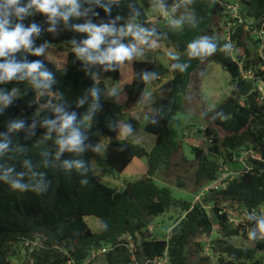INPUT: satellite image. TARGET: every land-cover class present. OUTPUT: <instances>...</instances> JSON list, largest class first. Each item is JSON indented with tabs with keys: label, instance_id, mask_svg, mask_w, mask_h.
I'll list each match as a JSON object with an SVG mask.
<instances>
[{
	"label": "trees",
	"instance_id": "trees-1",
	"mask_svg": "<svg viewBox=\"0 0 264 264\" xmlns=\"http://www.w3.org/2000/svg\"><path fill=\"white\" fill-rule=\"evenodd\" d=\"M28 3L20 0V6ZM157 3L170 14L173 9L191 12L187 19L173 14L180 31L158 26L144 30L149 11ZM76 4V13L66 21L60 16L50 19L35 8L23 19L10 18V30L19 23L25 29L35 24L39 31L32 34L29 46L0 57V64L21 65L12 79L0 81V264H11L17 247L25 255L21 264H93V252L104 248L108 249L104 253L108 264H156L161 259L166 264H191L189 256L196 257L198 252L195 238L214 230L216 264H264V239L257 228L261 219L253 214L264 209V94L259 91L264 82V40L259 36L264 30V0H240L236 10L230 8L236 0H76ZM219 20L226 29L220 28ZM132 21L136 24L132 33L120 34ZM85 25L110 29L87 55L96 57L124 46L132 49L131 56L101 62L79 54L76 49L84 47L92 35L80 30ZM137 32L139 37L145 32L156 42L175 47L180 56H171L169 67L151 60L133 61L126 100L119 103L96 77L120 79L122 63L134 56L132 44L139 37L133 33ZM201 39H207L214 50L191 55L189 46ZM49 44L68 51L64 67L41 55ZM37 49L42 51L37 54ZM238 49L243 53H235ZM203 60L220 63L231 75L234 89L211 113L212 127L200 131L211 146L208 150L192 147L194 158L188 159L182 151L176 116L183 109L182 96L192 74ZM33 63L40 68L29 72L27 66ZM42 72L48 74L47 79ZM247 74L252 77L246 78ZM151 80H158L159 95L145 126L156 136L148 151L121 137L131 133L139 119L127 115L115 125L109 122L142 104ZM52 96L55 106L43 108ZM67 116L74 119L61 131ZM72 130L81 142L70 150L60 142ZM104 141L107 144L101 153ZM242 151L253 152L255 158L249 157L247 166L232 167L238 174L222 181L227 182L225 188L202 195L223 177L225 166L239 162ZM180 152L183 164H193V184L203 197L199 202L175 199L168 186L154 180L159 169L173 163ZM141 158L147 160L148 170L140 179L123 188L103 182L106 176L123 174ZM228 203L249 212L237 226L228 216ZM172 209H179L183 216L169 238L154 237L149 230L152 221ZM87 217L101 221L98 232L91 229ZM251 231L256 232L252 239ZM241 235L253 246L230 242Z\"/></svg>",
	"mask_w": 264,
	"mask_h": 264
},
{
	"label": "rangeland",
	"instance_id": "rangeland-1",
	"mask_svg": "<svg viewBox=\"0 0 264 264\" xmlns=\"http://www.w3.org/2000/svg\"><path fill=\"white\" fill-rule=\"evenodd\" d=\"M149 21L144 27V30L153 26L168 27L174 30L180 31L181 26L174 18V15H178L182 18H188L191 12L188 9L178 11L172 10V15L166 11L161 3H157L149 11ZM174 14V15H173ZM173 16V17H172ZM220 21V20H219ZM135 22H130L127 26L119 30L120 34L128 35L132 33V27L135 26ZM131 27V31L129 28ZM220 28H225L223 21H220ZM224 37V32H223ZM222 37V38H223ZM248 45H251L248 42ZM134 50V56L125 61L121 65V75L118 81H114L104 75H97V81L101 82L111 95H116V99L119 103H123L126 100V85L130 84L133 76V61L138 59L151 60L157 63H161L166 67L171 66V56H180L179 52L173 46H168L165 43L156 42L154 39L148 37L145 32L132 44ZM235 53H243L242 49L235 50ZM234 53V54H235ZM41 55L44 59L53 62L58 67L62 68L67 63L68 51L63 47L56 44L46 45ZM159 82L158 80H151L146 88V100L137 105L132 111L118 115L116 118L110 120L109 124L115 125V123L127 118V115H133L139 119V124L135 125L129 134H124L122 139H127L130 142L139 144L151 150L156 143V136L148 133L145 130L149 114L151 112L152 103L159 95ZM234 84L231 75L226 71L223 66L213 60H203L199 68H197L191 77V82L182 96L183 109L176 118L179 120L177 131L179 139L182 144V151L188 159H193L192 147H200L208 150L211 146V140L200 131H203L207 126H211L210 118L211 113L215 111L219 105L226 101L232 94ZM56 104V98L52 96V99L43 108H52ZM106 142L104 141L99 151L103 153ZM182 152L175 155L172 158L171 164L168 166H162L154 177V180L160 186H168L171 189L172 195L175 199H182L188 202H199L202 200L201 190L198 191L193 184V164H183L181 161ZM249 157L255 158L253 152H241L238 156L239 162L224 167L223 174H230L235 176L238 174L232 167L240 164L247 166ZM96 169L98 167L95 166ZM148 170V163L145 158L135 159L132 164L126 169L123 174H115L106 176L103 178V182L112 187L123 188L127 182L140 179L143 174ZM179 181L185 184L184 187L179 185ZM180 186V187H179ZM198 191V192H197ZM229 206L228 216L231 222H234L235 226L242 221L243 218L249 214V212L237 204ZM259 219H264V209L254 211ZM210 215L213 220H216L215 214L210 211ZM183 216V212L179 209H172L164 215L156 217L149 227V230L154 237L159 239L169 238L172 229L178 223V220ZM91 229L98 232L101 229V221L95 217H87ZM218 228V225L215 226ZM217 237L216 230L211 235L201 234L195 238V248L198 250L196 257L189 256L188 261L191 264H196L205 258H209L204 264H216L218 254L212 250L213 243ZM230 242L235 246H253V242L248 239L239 236L230 239ZM203 245V246H202ZM17 255L10 259L11 264H21L25 259L23 249L16 248ZM93 264H108L104 254L96 256L92 260ZM166 262H159L157 264H165Z\"/></svg>",
	"mask_w": 264,
	"mask_h": 264
},
{
	"label": "clouds",
	"instance_id": "clouds-1",
	"mask_svg": "<svg viewBox=\"0 0 264 264\" xmlns=\"http://www.w3.org/2000/svg\"><path fill=\"white\" fill-rule=\"evenodd\" d=\"M65 7L67 10L62 11L61 9ZM76 7V0H29V3L25 6H20V0H3V2L0 3V57L17 50L22 45L26 47L29 46L31 44L30 37L33 33L39 31L35 24L25 29L19 23L10 30L8 26L12 16H15L17 19H23L24 16L29 14V9L35 8L37 11L47 14L50 19L60 16L66 21L70 15L76 13ZM80 30L92 33L91 38L84 42V47L76 49L81 55H87L90 49H97L102 42L101 34L110 31L107 26L95 28L91 25H85L81 27ZM129 31H131V27ZM133 34L137 37L140 35L138 32ZM189 47L191 55L193 56L210 54L214 50V46L210 44L207 39H201L192 43ZM40 51H42V49H37V54H39ZM131 53L132 49L120 46L115 49H110L106 54L100 56L93 57L92 55H87V58L89 60H100L101 62L113 60L123 61L125 58L130 57ZM27 67L29 72H36L40 68V65L38 63H33ZM20 69L21 65L11 62L0 64V81L12 79ZM40 75L45 79L48 77V74L45 72L40 73ZM73 119V116L65 117L61 131L69 128ZM80 142L81 137L75 130H72L67 139L62 140L60 143L62 147H68L71 150L77 148ZM15 186L19 187V185ZM257 228L261 238L264 239V219L259 221ZM255 236V231L249 232L250 239Z\"/></svg>",
	"mask_w": 264,
	"mask_h": 264
},
{
	"label": "built area",
	"instance_id": "built-area-1",
	"mask_svg": "<svg viewBox=\"0 0 264 264\" xmlns=\"http://www.w3.org/2000/svg\"><path fill=\"white\" fill-rule=\"evenodd\" d=\"M239 1L240 0H236V4H234V6H230V8L231 9H233V10H236L237 9V6H239ZM237 11H235V14H236V16H238L237 15V13H236ZM263 40H264V30H262L261 32H260V35H259ZM261 48H264V43L262 42L261 43ZM246 78H250V77H252L250 74H247V76H245ZM259 91L260 92H262L263 94H264V82H261L260 84H259ZM249 152V151H248ZM231 175L228 173V174H223V177L219 180V181H216V182H214V183H212L211 185H209V186H207L203 191H202V195H204V194H206L207 192H209V190H211V189H218L219 187H226V185H227V182L226 183H222V181L224 180V179H226V178H228V177H230ZM107 248H104V249H102V250H100V251H98V252H93V255H92V257L93 258H95L96 256H98V255H100V254H104L105 252H107ZM163 261H165L166 262V260L165 259H161V260H159L157 263H159V262H163ZM156 263V264H157ZM166 264V263H165Z\"/></svg>",
	"mask_w": 264,
	"mask_h": 264
},
{
	"label": "crops",
	"instance_id": "crops-1",
	"mask_svg": "<svg viewBox=\"0 0 264 264\" xmlns=\"http://www.w3.org/2000/svg\"><path fill=\"white\" fill-rule=\"evenodd\" d=\"M152 8H153V7H152ZM152 8H151V9H152ZM150 11H151V10H150ZM149 15H150V14H149Z\"/></svg>",
	"mask_w": 264,
	"mask_h": 264
}]
</instances>
